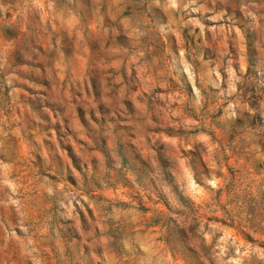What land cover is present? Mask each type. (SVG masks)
Instances as JSON below:
<instances>
[{
    "label": "rangeland",
    "instance_id": "obj_1",
    "mask_svg": "<svg viewBox=\"0 0 264 264\" xmlns=\"http://www.w3.org/2000/svg\"><path fill=\"white\" fill-rule=\"evenodd\" d=\"M0 264H264V0H0Z\"/></svg>",
    "mask_w": 264,
    "mask_h": 264
}]
</instances>
